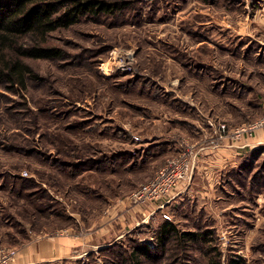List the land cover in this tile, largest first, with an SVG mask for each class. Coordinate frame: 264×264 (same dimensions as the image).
<instances>
[{"label":"rangeland","instance_id":"374dc122","mask_svg":"<svg viewBox=\"0 0 264 264\" xmlns=\"http://www.w3.org/2000/svg\"><path fill=\"white\" fill-rule=\"evenodd\" d=\"M107 1L126 5L51 33L63 57L27 60L25 91L0 89V263L79 236L87 247L43 264H121L142 246L140 264H264V0ZM214 136L252 150L215 199L169 207L195 237L157 255L166 219L129 196L187 146L190 185L200 155L211 176Z\"/></svg>","mask_w":264,"mask_h":264},{"label":"trees","instance_id":"16d2710c","mask_svg":"<svg viewBox=\"0 0 264 264\" xmlns=\"http://www.w3.org/2000/svg\"><path fill=\"white\" fill-rule=\"evenodd\" d=\"M124 5L107 0H0V89L18 94L25 91L31 72L27 60L63 57L60 48L49 44L51 33L69 28L82 19L114 14ZM156 231L155 245L160 256L171 242L184 244L195 237L187 232L180 234L170 220H164ZM141 251L146 252L144 246L134 248L130 259L121 264H140L139 258L144 256L140 255ZM228 264L241 263L231 260Z\"/></svg>","mask_w":264,"mask_h":264},{"label":"crops","instance_id":"0c3cea01","mask_svg":"<svg viewBox=\"0 0 264 264\" xmlns=\"http://www.w3.org/2000/svg\"><path fill=\"white\" fill-rule=\"evenodd\" d=\"M261 137L262 139H264V134ZM213 139H214V143L212 145H208L205 148L201 149V151L203 152L201 153L202 155L211 153L214 155V157L211 156V159L216 158L214 162L215 166L214 168H212L211 176H208L211 170L210 172H208L209 168L206 169L203 167V165L205 164V160H207L208 155L205 156V158L203 159L202 156L200 155V159L198 160L199 163L194 178L191 182V185L188 184V186L190 185L189 188L186 189L185 186H180V188L176 192H174L169 199L161 202L159 206H157V204H155V206L138 205L135 207L136 210L139 209L138 211L144 212L145 215L149 212L157 211L156 213L159 214L160 217L163 216V214H167L169 216V214L167 213L169 207L179 202L181 199L190 196L191 195L190 193H193V191L194 193H197L198 190L201 191V194L205 195V198L204 197L203 198L206 200L207 199L211 200L210 195H212V199H215L216 190L218 186H219V190L223 192L225 182L227 181L226 179L230 176L231 172L237 170V163H236L237 155H240L241 152H243L242 151L243 149H246L244 150L246 153L248 152V149L250 150L252 149L248 147L250 141L247 142L246 144L247 147L242 148L244 146L243 143L241 145L239 144L234 145L229 142L231 145L227 146L225 144L226 142L219 143L218 140H216L215 136L213 137ZM262 143L264 144V141ZM176 156L177 154L175 156L173 155V157ZM246 157L247 156H245V158ZM164 163L165 160L161 164H159V166H157V169L161 168L164 165ZM204 169H206V171ZM156 172L154 173V175L156 174ZM204 175L207 176L208 180L204 177ZM163 221L164 220H162L161 218V222ZM87 241H88L87 239H83L79 236H74V237L56 236V237H43L41 239L39 238L33 242H30L27 246L25 245L21 246V248H19L20 250H18L15 259L10 264H43L49 262L55 263V261H62L68 259L71 256V252L73 250L82 248L84 246L87 247L88 246Z\"/></svg>","mask_w":264,"mask_h":264},{"label":"built area","instance_id":"2783aa9c","mask_svg":"<svg viewBox=\"0 0 264 264\" xmlns=\"http://www.w3.org/2000/svg\"><path fill=\"white\" fill-rule=\"evenodd\" d=\"M195 160L193 147L187 146L181 154L167 159L149 182L140 185L131 193L129 200L139 205L166 201L180 186L187 187L190 184ZM163 218L169 220L167 214H163ZM13 255V251L4 253L3 262Z\"/></svg>","mask_w":264,"mask_h":264}]
</instances>
